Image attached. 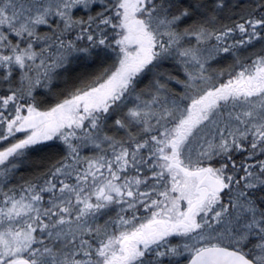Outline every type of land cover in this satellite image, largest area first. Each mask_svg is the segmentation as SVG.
<instances>
[{
  "label": "snow or ice",
  "instance_id": "6c2138e0",
  "mask_svg": "<svg viewBox=\"0 0 264 264\" xmlns=\"http://www.w3.org/2000/svg\"><path fill=\"white\" fill-rule=\"evenodd\" d=\"M0 264H264V0H0Z\"/></svg>",
  "mask_w": 264,
  "mask_h": 264
}]
</instances>
